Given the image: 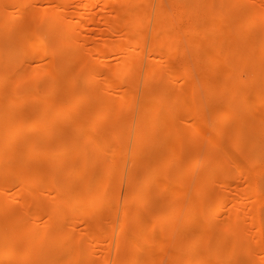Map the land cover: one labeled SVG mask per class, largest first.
<instances>
[{"label": "rangeland", "instance_id": "rangeland-1", "mask_svg": "<svg viewBox=\"0 0 264 264\" xmlns=\"http://www.w3.org/2000/svg\"><path fill=\"white\" fill-rule=\"evenodd\" d=\"M147 1H151L154 18L160 0H72L66 10L67 14L62 12V7L58 5L60 1L56 0H21L24 5L16 13H13L14 0H0V17L5 20V23L0 24V105L3 107L0 113L6 110L7 114L11 115L10 120L0 121V184L5 183L7 186L6 191L0 194V238L17 239V249L14 253L16 259L25 256L24 225L38 230L36 224L40 223L39 229L44 232H57L58 228L61 232H73L77 240L85 241L84 255H88V249L92 255L90 258L81 256L82 264H116L122 254H127V257L134 254L131 248L121 252L120 245L126 240L130 244L137 243L139 237L133 233L141 229L144 223L149 225L152 235L150 242L156 239V234L163 233L177 219L178 230L173 237L175 245L168 244V239H165L162 246L149 244L140 256L148 255L146 261L150 254L157 256L158 264H232L235 258L230 255L231 239L230 245L224 247L219 258L212 255L203 257L200 252L188 253V248L204 244L206 235H221L225 228L223 226L229 224L230 215L234 211L241 212L245 226L239 233L242 235L238 246L241 253L237 258L242 262L256 264L264 255V251L256 247V242L264 240V171L260 170L258 164V159L264 164V123L259 120L263 112L259 106L252 112L257 118L256 124L253 129L245 132V144L241 143V149L235 151L230 143L233 137L230 128L239 124L241 118L229 112L228 102L215 99L214 96L222 88L221 71H226L241 88L253 89L250 97L255 99L258 105L254 93L263 83L261 75L264 73V56L259 53L255 56L261 63V66L256 68L252 61L239 59L245 54L243 49L239 52L229 49L234 40L230 30L232 20L221 16V12L231 0H220L218 4L209 7L211 20L223 29L218 31L217 37L228 56V65L220 64L221 69L205 79L203 66H200L198 58L193 56L189 49L180 53L167 51L168 64L173 63L176 68L192 64L199 78V105L207 109L206 116L210 120V123L205 124L202 122L204 116L196 119L199 127L197 133L206 138L202 145L206 149L212 146L219 159L238 162L237 164L249 173L247 180L241 178L230 185L231 168L228 166L222 170L219 179L213 178L209 171L211 162L208 160L198 165V168L205 172V181L199 182L198 176L191 172V167L197 160L194 153L182 163L177 157L175 159L173 155H168L170 151L178 155L184 151L183 144L180 145L177 137L171 135L160 143L153 134L145 136L142 154H136L134 146L141 104L145 95L152 88L155 89L153 82L147 81L146 70L150 64L157 66L161 63L151 61L152 27L136 28L139 45L135 50L123 53L117 47L131 40L133 33L130 28L117 30L115 24L126 15L130 6L145 7ZM194 1L167 0V4L171 6L170 9L175 6L181 9V13L175 17L177 21L192 23L193 20L188 17L186 11L191 9ZM234 8V21L240 24V18L247 10H264V0H239ZM55 13H62L68 24L75 25L76 36L67 47L55 40L58 31L55 26L50 25ZM81 13L84 16L80 18ZM172 14L174 15V12ZM140 16L142 17L139 15L137 18H141ZM207 29L210 27L207 26ZM261 38V31L258 29L247 34L248 41L257 42ZM44 40L47 42L46 47L32 50L33 44ZM28 53H32L33 58H28ZM103 55L109 56L110 60L104 62L101 58ZM7 56L9 64L4 61ZM137 59L143 62V65L133 68L127 79L119 80L117 70L121 61ZM20 62L25 69L22 71V82L25 84L16 96L15 88L20 79L15 78L13 74ZM90 67L93 71L84 75ZM174 71L180 75V72ZM164 78L174 87L175 93H178V79L169 78L167 74ZM105 79L112 85L111 90H103ZM182 88L185 96V105L182 107L173 108L179 105L178 96L151 101L155 109V119L160 120L155 124L156 128L168 131L181 124L190 128L192 120H184L183 117L186 113L185 107L194 99L189 96L187 85ZM99 94L107 101L113 102L115 107H118L119 97L132 94L134 99L130 109L120 119L126 126L125 131L119 132L114 128V125L119 123L115 119L106 125L95 124V100ZM58 107L64 111L54 119ZM70 112L72 118L65 122L63 117ZM224 112H227L226 118L220 117ZM172 114L175 117L169 118ZM80 122L84 123L82 140L75 134ZM19 123H23L22 126H19ZM214 123H217L223 132L216 133L211 129L210 125ZM42 130H46L47 136L40 144L36 141L40 138ZM5 136H10L8 144ZM106 137L110 139L115 152V158L111 161H106L102 156V144ZM72 139L81 140V158L70 154L68 143ZM121 144L129 146L127 153H120ZM190 145L194 146L193 143ZM41 147L49 151H43L47 153L46 156L37 152ZM189 150L193 152L196 148ZM223 153L227 154L226 157ZM83 164L87 165V169L96 177L94 182L99 187L109 189V200L115 208V216L112 219H109V210L104 208L98 213L87 214L82 218L64 209L62 212L68 216L67 221L51 215L71 190L81 186L80 178L70 175V172ZM108 170L113 172L108 175ZM171 173L173 175L169 178ZM148 177L153 180L143 185L142 181ZM169 183L176 188L173 193L163 189ZM19 194L21 197L18 198ZM83 195L87 194L83 192ZM208 195L213 198L211 204L206 199ZM223 196L228 197L229 202L218 211ZM170 200L176 202L179 207L168 218H161L163 208L168 206L167 201ZM194 211L199 223H185L187 215ZM211 211L215 214L205 215ZM122 223L125 227L121 233ZM214 225L217 226L213 227ZM59 236L61 235H55V238L58 239ZM49 240L43 238L36 242V249L30 251L27 258L21 261H6L4 264H68L67 261L56 258V251L49 246ZM41 249L47 251L43 257H39ZM251 251L253 254L249 255L248 252ZM147 264L152 263L148 261Z\"/></svg>", "mask_w": 264, "mask_h": 264}, {"label": "bare ground", "instance_id": "bare-ground-1", "mask_svg": "<svg viewBox=\"0 0 264 264\" xmlns=\"http://www.w3.org/2000/svg\"><path fill=\"white\" fill-rule=\"evenodd\" d=\"M49 1V0H45ZM60 1L58 5L62 7V12L64 14H67V8L70 5V2L72 0H56ZM93 0H91L92 2ZM111 1V0H108ZM128 1V0H124ZM220 0H195L193 3V6L190 7L191 9H188L186 11L188 17L193 20L192 23H189L188 21H177L175 18L178 14L181 13V9L179 7H172L170 9V5L167 4V0H160L159 6L157 10L154 13H152L151 8V1L146 2L145 7H141L138 5H132L126 10V15L122 17L120 22L115 24V28L117 30H121L122 28H130L133 35L132 39L128 40V42L124 45H118L117 49L122 51L123 53L128 50H135L136 47L139 45L138 43V37H137V29L136 28H143V27H152V42L150 47V54H151V61H157L161 63V65L152 66L150 64L147 67L146 74H147V81L153 82V85L155 86V89L152 88L151 91H149L141 104V108L139 111V122L137 123L136 133L137 137L135 139V146L134 151L136 154H142V147L144 145L145 136L149 134L155 135L158 139L157 142H164L167 137L170 135L173 137H177L179 144H183L184 151L178 155L174 151H170L168 153L169 156L173 155V157L179 162H185L188 159H190L194 153V156L196 157L195 163L191 167V172L193 174H196L198 176L199 182L205 181V172L201 171L198 168V165L201 163H205L208 160H210L211 165L209 166L210 175L215 178L219 179L221 177V172L223 169H225L227 166L231 168V176H230V185H233L235 181H239L241 178H244L247 180L249 178V173H246L244 169H242L237 163L233 161H226L223 158L219 159L220 157L218 155H215V151L212 146L211 148L206 149L204 145H202V142L206 139L202 135L198 134L197 131L199 129L197 125V118L200 116H204V120L202 121L205 124L210 123V120L208 119L207 115V109L201 107L199 105L200 98H201V85L199 83V78L197 77L195 70H193V66H184L182 65L179 68H176L173 63H167L169 62L168 58V52L172 51L174 53H180L190 51V53L193 56H196L198 58V61L200 62V66L202 65L204 68V75L203 77L207 79V77L214 73L219 71L220 64L228 65L227 59L228 56L226 52L223 51L222 42L217 37L218 31H221L223 29L217 27L213 21L211 20V10L210 6L212 4H218ZM239 3V0H231L229 3H226L225 8L221 12V16L227 17L232 20V24L230 27V30L232 31V35L234 36V40L232 45H230L231 51H237L242 50L245 52V54L239 59H247L252 61L253 64H255L256 68H259L261 66V63L259 60L255 57L258 53L261 56H264V10H247L243 16L240 18V24H237L234 21V17L232 14V11L235 9L234 7L237 6ZM24 4L21 2V0H14L13 3V13L18 12ZM85 8V6L83 7ZM174 12V15L172 14ZM39 14H44V12H39ZM139 15H142L141 18H137ZM84 16L83 13L80 14V18ZM192 17V18H191ZM153 18V23L151 24V19ZM194 18V19H193ZM5 23V20H3L2 17H0V24ZM50 25L52 27L57 28V35L55 36V40L59 42L63 47H67L70 43L73 37L76 36L75 34V25L68 24L66 21L64 15L61 14H54L51 18ZM207 26L210 27V29H207ZM258 29L261 31V40L257 42H252L247 40V34L249 31ZM129 34L130 32L127 31ZM243 37V38H242ZM47 42H40L35 43L32 46V50L40 49L43 47H46ZM28 58H33L32 53H28L26 55ZM102 60L104 62L110 60L109 56L103 55ZM8 56L5 58V62H7ZM233 60V59H230ZM137 65L140 67L143 65V62H140L137 60H131V61H125L122 60L121 64L117 70V77L119 80H125L129 77L130 71L135 68ZM23 64L22 62L19 63L17 71L13 74L15 78L18 80L20 79V82L18 81L16 88H15V94L16 96L19 95V90L22 86H24V82H22L23 75L22 71ZM177 70V72H180V75H177L174 73ZM93 69L90 67V69H87V71L84 72V75H87L88 73L92 72ZM221 71V70H220ZM167 74V77L169 78H177L178 83L176 86L178 87V93H175L174 87H172L171 84H169L164 76ZM221 91L216 93L215 99L223 100L229 103V112L233 114H237L240 116L241 121L239 124L231 126L230 132H233L231 136H233L230 139L231 146L235 151H238L241 146V143L245 144L244 141V134L247 131H250L253 129V127L256 124L257 118L253 116L252 112L256 110V108L259 106V109L262 110L263 115L259 120L264 123V73L261 75L263 78V83L260 87L255 90L254 96L256 97L258 105L255 103V99H251L250 96H252L253 89L247 88L243 89L241 88L235 81L233 77H231L230 74H228L226 71H221ZM106 84L104 85L103 90L107 91L108 89L111 90L112 85L107 82V79H105ZM187 85L190 90V95L193 97V102L188 106L185 107L186 113L183 117L184 120L191 119L192 122L189 124L190 128H186L184 125H180L179 127H172L170 130H165L161 128H156L155 124L159 122L160 120L157 118L155 119L154 114V107L152 105L153 100L157 98H173L174 96H178L179 98V105L174 106L173 108L176 109L178 107H182L185 105L183 102L185 100L184 93L182 91V87ZM157 87V88H156ZM132 99V100H131ZM132 94L129 96L128 94H124L123 96L119 97L118 100V107H115L113 102L107 101V99H104L101 94L97 95V99L95 100V112L97 113L95 117L93 118L96 125L102 126L106 125L112 120L119 121L118 124H115L114 128L119 131L123 132L126 129V126L120 121L130 109L131 102L133 101ZM3 108L2 105H0V109ZM5 109V108H4ZM3 110V109H2ZM64 111L63 108L58 107L57 111L54 114V119H57L60 116V112ZM68 110H66L67 112ZM226 113L220 115L222 118H226ZM174 114H172L169 118H174ZM43 118V116L41 117ZM72 118V112L68 113L63 117V120L65 122H69ZM11 115L7 114V111L0 113V121L10 120ZM23 123H19V126H22ZM262 125V124H260ZM211 129H214L216 133H221L222 128L217 124L214 123L210 125ZM84 131V123L80 122L77 124V130L75 131V134L82 140V134ZM40 138L36 141L40 144H42L43 138L47 136L46 130H42L40 133ZM163 135H166L163 137ZM6 143L8 144L10 141V136H5ZM77 140H71L69 144L70 154L73 157H80L83 156L82 151L80 150V147L82 146V143ZM192 140V141H188ZM190 143H193L194 146H191ZM163 144V143H162ZM214 144V142H213ZM8 146V145H7ZM103 150H102V156L105 157L106 161H111L115 158V152L113 150V147L111 145V141L108 137L105 138L104 143L102 144ZM128 145L127 144H121L119 146L120 153H127L128 151ZM167 147V145H165ZM195 151L191 152L189 149H195ZM39 151V154L46 156L47 153L43 151H47L46 149H37V152ZM43 152V153H42ZM227 154L223 153V156L226 157ZM59 159V158H58ZM122 162V161H121ZM249 163H252L249 161ZM124 164V163H123ZM259 167L261 168V171H264V164L261 159H258ZM83 167V168H81ZM75 167L71 172L70 175L75 176L76 178H80V184L81 186L78 188H74V190H71L69 192V195L61 202L59 203L54 211L52 212L53 217H61L63 220L67 221L68 216L62 212L64 209H68L70 214H75L76 217H84L87 214H94L98 213L100 209H108L109 210V219H112L113 216H115V208L112 201L109 200V189L101 188L99 187L94 181L96 177H94L90 171L87 169V165H81ZM113 171L108 170V175H110ZM151 172V170H150ZM152 175V174H151ZM171 175V176H170ZM168 177H172V173ZM105 176L107 177V170L105 172ZM150 180L152 181L150 177L144 179L142 181L143 185L149 184ZM8 182V180L6 181ZM7 189V186L5 183L0 184V194H3ZM163 189L167 192L173 193L176 188L172 183H169L168 185H165ZM83 192H85L87 195H83ZM18 198L21 197V194L17 196ZM206 199L209 201V204L213 202V198L208 195ZM227 202H229V198L226 196L221 197V200L219 202V209L225 205ZM131 203V201H130ZM168 206L166 208H163L164 212L161 215V218L166 217L168 218L172 213H174L179 205L170 200L167 201ZM216 211V212H218ZM215 213L207 212L206 216L214 215ZM196 212H192L187 215L185 219V223H192V224H198V219L195 217ZM107 219V218H106ZM39 224H36L35 230L31 228L29 225H24V245H25V256L23 258H17L15 257V250L17 249L18 241L17 239L10 237V238H0V264H4L6 261L16 260L21 261L25 258H27L30 254V251L36 249V242L42 240L43 238H48L49 240V246H52L53 249L56 251V258L60 261H67L68 264H82L81 256L84 255L85 250V241L77 240L75 238V234L73 232H61L58 231L59 228L56 230L57 232H47V231H41L39 229ZM178 220L168 226L166 230L162 233L156 234V239H151V232H149V225L147 223H144L141 229H137L134 231V235L139 237V240L137 243L130 244L128 241H123L120 245V251H128L129 248H131L134 252V254L131 257H127V254H122L119 257V261L116 264H127L129 262L130 264H147L148 261L152 264H158L159 258L157 256L149 255L148 261H146V257L148 255L142 254L140 256V253L144 252L148 247L149 244H155L156 246H162L165 242V239H168V244L175 245L174 240V234L178 230ZM127 226V225H126ZM210 226V225H209ZM217 225H214L213 227H216ZM125 224H121V233L124 230ZM159 227V225H158ZM225 227V228H223ZM223 231L221 235L219 234H210L206 235L204 237V244H199L195 246H190L188 248V253H196L200 252L201 256H214L216 258H219L223 252V249L225 246L230 245V239L232 240L231 249H230V255L235 258V261L232 264H252L249 262H242L237 258V256L241 253L239 249V244L241 242V236L239 235L240 231L245 228L243 224V218L242 214L239 211H234L230 215V222L226 226H223ZM220 229V228H219ZM55 235H61L60 238L56 239ZM178 246V245H177ZM256 247L258 250L264 251V240L262 242H256ZM47 251L44 249H41L39 251V257H43ZM146 253V252H145ZM249 255L253 254V252H248ZM88 258H90L91 253L88 249V255H84ZM264 262V255L260 258V261H256V264H261ZM255 263V262H254Z\"/></svg>", "mask_w": 264, "mask_h": 264}]
</instances>
